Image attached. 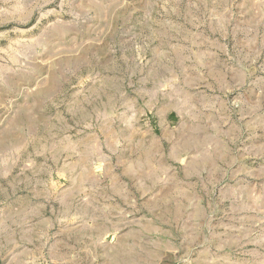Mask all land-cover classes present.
Returning a JSON list of instances; mask_svg holds the SVG:
<instances>
[{
    "label": "rangeland",
    "instance_id": "obj_1",
    "mask_svg": "<svg viewBox=\"0 0 264 264\" xmlns=\"http://www.w3.org/2000/svg\"><path fill=\"white\" fill-rule=\"evenodd\" d=\"M0 264H264V0H0Z\"/></svg>",
    "mask_w": 264,
    "mask_h": 264
}]
</instances>
